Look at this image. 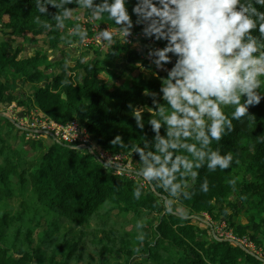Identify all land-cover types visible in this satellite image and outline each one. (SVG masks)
<instances>
[{
    "label": "trees",
    "instance_id": "obj_1",
    "mask_svg": "<svg viewBox=\"0 0 264 264\" xmlns=\"http://www.w3.org/2000/svg\"><path fill=\"white\" fill-rule=\"evenodd\" d=\"M134 3L130 0L128 4L130 14ZM68 7L72 8L71 14L86 10L75 4ZM48 12L49 16L41 15L32 0H0V32L24 40L29 35L56 37L60 27H56L51 15L60 14L61 9L49 6ZM37 16L53 27L44 29ZM132 19L135 21V15ZM133 29L142 31V26L134 25ZM146 40L141 39L137 47L144 49ZM23 44L13 50L0 48V106L14 103L24 114L38 110L61 124L79 120L97 148L131 159L135 178L117 174L86 149L49 136V145L26 138V130L0 115V264H79L88 242L99 248L96 253L106 261L105 254L118 257L107 264H264V256L247 245L211 236L209 241L200 238L201 228L188 218L203 213L213 218L220 215L235 238L252 242L264 251V99L249 107L252 117L234 120V130L219 144L213 142L212 147H220L222 154L233 153L231 167L215 172L206 166L199 169L200 175L190 189L191 198L177 202L186 212H165L163 197L167 193L162 189L145 188L139 200L133 197V189L141 179L135 175L139 157L111 141L120 135L130 146L139 144L141 135L151 139L154 133L147 124L149 113L143 114L146 124L141 131L129 105L153 107L152 98L145 96L144 90L159 92V78L166 74L149 77L138 71L124 80L119 74L108 81L101 78V72H110L106 66L111 67L115 60L131 69L142 54L143 50L118 39L113 52L106 46L103 51L95 49L96 56L91 61L79 59L72 67L58 63L62 66L58 73L49 69L61 59L49 60L38 48L30 56H20ZM18 81L30 83L33 90L15 93ZM259 91L264 93V84ZM232 110L229 107L225 111L230 116ZM13 128L17 132L12 138L19 140V148L1 137L3 130L10 133ZM204 179L209 183L206 193L200 191ZM233 179L234 185L229 183ZM10 199L18 202L17 210ZM240 206H245L249 214L246 223L234 220ZM119 212L147 217L145 227L138 230L135 223L125 230L110 224L111 214ZM155 213L157 220L152 222L148 216ZM37 215L48 223L41 231L37 229ZM16 221L19 227L7 233L6 228ZM92 221L95 228L85 230ZM61 228L65 232L61 233ZM140 231L144 233L143 240L137 239Z\"/></svg>",
    "mask_w": 264,
    "mask_h": 264
},
{
    "label": "clouds",
    "instance_id": "obj_2",
    "mask_svg": "<svg viewBox=\"0 0 264 264\" xmlns=\"http://www.w3.org/2000/svg\"><path fill=\"white\" fill-rule=\"evenodd\" d=\"M32 2L45 16L50 15L49 6L61 9L60 14L51 15L56 27L63 26L62 18L71 16L68 5L72 4L89 10L93 23L107 15L113 21L112 27L100 28L101 24L95 23L94 27L97 41L112 52L117 36L129 43L127 38L134 25L142 26L145 38L166 42L147 52L151 64L166 72V77H158L159 92L144 90L143 94L152 98L153 107L129 105L141 131L146 124L143 114L149 113L147 124L154 135L151 139L141 135L140 143L130 146L120 135L111 141L139 157L135 175L141 179L133 189L135 199H140L145 188L162 189L167 193L163 197L164 210L172 212L181 198H191L190 189L200 175L199 169L206 166L215 172L231 167L233 153L222 154L220 147L212 145L234 130V120L251 116L249 107L264 99L259 91L264 84V0H135L131 14L130 0ZM36 19L44 29L53 27L41 22L40 16ZM71 34L81 41L87 38V31L80 25ZM169 64L172 66L166 67ZM136 67L145 70L141 63ZM229 107L233 109L230 116L225 111ZM235 182L229 181L233 185ZM200 191H209L207 179L200 184ZM145 223L137 220L136 228L142 230ZM137 239H144L142 231Z\"/></svg>",
    "mask_w": 264,
    "mask_h": 264
},
{
    "label": "rangeland",
    "instance_id": "obj_3",
    "mask_svg": "<svg viewBox=\"0 0 264 264\" xmlns=\"http://www.w3.org/2000/svg\"><path fill=\"white\" fill-rule=\"evenodd\" d=\"M77 11L73 15L72 14L71 15L74 18H76L77 25H80L82 27L83 24L80 23V21H77V17H80L79 15L77 16V14H78ZM87 12H86L87 14H85L81 17H83L84 19L90 18L89 10ZM81 13H83V12H81ZM67 19H69V18H67ZM88 22H90V21H88ZM102 23H104V21H101V20L95 21V24H102ZM108 24L111 25L110 23H108ZM64 29L65 28H63L62 29L63 31L59 32V34H57L56 37L55 36L47 37L45 34H42L38 37H32L31 38V36L29 35L28 40H24L21 37H13L12 35L3 34L0 32V48H6L8 50L9 49L13 50L14 47H17L20 44L24 43L23 48L21 49V52H20V56H30L34 53L35 49L38 48V49L42 50L45 54H47L49 60L50 59L51 60L61 59L60 62L55 61V63H53L51 65V67L49 69V71L51 73L60 72L61 68H62L61 65H63V64H67L68 66L72 67V66H74V64H76V61L79 59H84L87 61L88 58H84L87 55H92L93 57L96 56V55H94L93 46L87 47V46L81 44V46H83V47H77V48H79L78 50L71 48V46H73V47L76 46L74 43H77L76 40L78 38L73 36L74 39H72L70 37V35L67 36L66 35L67 31H65ZM138 32H141L139 34H142V31H138ZM139 43H141V41L137 40L134 44L130 45L131 48L133 47V49L138 48V50H143V51H141L142 54H140V57L134 62V67L136 66L137 63H141L144 65L145 70H142V69L136 67L135 70L132 71V69L134 68L133 67L131 69H128L129 70L128 74H130L129 76L135 75L138 71H141V70H142L141 72H143L145 75H147L149 77H154L151 74V72H156L157 74L163 73V75L166 74V72H164V71L157 70L155 68V66L151 64L150 59L147 57L148 48H150V47H163L166 42L165 41H153V40L149 39V43L151 44V46L145 45L143 47L144 49H142L141 47H137V46H139ZM105 48H106V45L103 47H99V50L103 51ZM96 49H98V48H96ZM79 50H82L81 53H84V57L82 56L83 54H81L79 52ZM75 51L77 53H75ZM174 59L175 58H173V60ZM58 63H60L61 65ZM149 67L151 68V72L147 71V69ZM166 67L170 68L171 66L167 65ZM39 84H41V83H39ZM32 90H33V85H31L30 83L18 81L17 87L15 89V93L25 94V93L31 92ZM12 104H14V103H11V105H8V106H0V114H5V115L11 117L13 120L15 119L17 121V124L20 126V120L23 117H25L26 114H24V111H22V108H16L15 105H14L15 107H12L13 106ZM16 132L17 131H15L14 128L12 129V131H10V133L3 130L1 132V134H2L1 137L6 138L7 139L6 142L9 145L12 144L14 147L19 148L20 147L19 140H17V139L14 140L12 138V135L15 134ZM25 137L26 138H34L35 140L42 141L43 144H46V145H49L52 142L48 138V135L45 133L34 136V135L29 134V132H28L25 134ZM96 149H99V148H96ZM124 158L125 157H123L121 160H118V163H119L118 165L128 167L129 169H134V165H133L132 161H130L131 159L129 157H127L126 164H124L123 163ZM9 201L13 203L12 206L14 207V210H17L16 204L18 202H15L14 199H10ZM240 207H241V210L235 216L234 220L241 222V223H246L248 220L249 214L246 211V208H244L245 206L244 207L240 206ZM173 210L178 211L179 213H182V214L184 212H186V209L181 208L177 203L174 206ZM228 211H231V210L229 209ZM219 217H220V215H217L215 218H213L209 214L203 213V214H201V216L191 215L188 218L191 220L190 222L192 225L195 224L201 228L202 234H201V236L199 235L200 238H204L206 241H209L210 236H211V238L215 237V238H223L226 240H230V242L232 244L243 243V245H247L249 247V249L251 251H253L254 253H257L260 256H264V251H262L260 248H256L254 243L248 242L243 238H238V239L235 238L237 236L234 235V233L232 232V229L226 228L227 222H225L224 219H219ZM40 218L41 217L39 215H37L35 218L37 221H39V224H40L37 227L38 231H41V229H44L48 224L45 219H40ZM148 218H150L152 220V222H155L157 220V214L155 213L154 215H149ZM221 218H223V216ZM141 219L144 220V219H147V217L134 214L133 212H128V213L119 212L117 214H115V213L111 214L110 224H112V225L117 224V225H119L118 227H121V228H124L125 230H128V229L132 228V226L137 222V220H141ZM209 224L211 225V227L208 226ZM19 225H20V223L16 221L14 225L6 228L7 233L10 230H14V229L18 228ZM94 228H95L94 222L92 221L90 223V225L86 226L84 229L87 231H92ZM84 229L82 228V230H84ZM60 232L61 233L65 232V229L61 228ZM101 235L102 234L100 233L99 236H101ZM83 247H84V253H83L84 259L82 261H80L79 264H107L108 262L113 263L115 260H118V257L114 254H105V258L107 259V261H106L105 259H103L102 257H100L96 253V251L99 250V248L98 247L95 248V246H93L89 242L86 244V246L84 245Z\"/></svg>",
    "mask_w": 264,
    "mask_h": 264
},
{
    "label": "built area",
    "instance_id": "obj_4",
    "mask_svg": "<svg viewBox=\"0 0 264 264\" xmlns=\"http://www.w3.org/2000/svg\"><path fill=\"white\" fill-rule=\"evenodd\" d=\"M83 16V15H81ZM77 17V21L83 24V28L87 31V38L84 41L79 39L80 44L85 45L87 47H103L105 45L99 43L96 39L97 29L94 27V23L90 20V18ZM90 21V22H88ZM112 27L113 25H109L107 22H104L100 25V28L104 27ZM81 27V28H82ZM141 32H136L132 29V35L127 39L129 40V45L134 44L137 40L144 39L145 37ZM120 42L124 43L119 36L117 38ZM148 46L149 39L146 40ZM145 43V45H146ZM126 44V43H125ZM96 45V46H95ZM12 107H15L12 104ZM15 120V119H14ZM17 123V121L15 120ZM20 126L29 132L31 135L36 134H47L49 137L56 141H60L66 144L74 145L79 149H86L88 152L97 156V158L103 162L107 166H112L115 169V172L119 175H127L129 177L135 178L132 175L133 169H129L128 167L118 165V160H121L123 157V163L126 164L127 156L120 154H113L109 151L103 149H96L89 133L82 123L77 119H72L71 121L61 124L56 122L55 120L45 116L43 113H40L38 110H32L25 117L20 120ZM131 161V160H130ZM243 244V243H241Z\"/></svg>",
    "mask_w": 264,
    "mask_h": 264
},
{
    "label": "crops",
    "instance_id": "obj_5",
    "mask_svg": "<svg viewBox=\"0 0 264 264\" xmlns=\"http://www.w3.org/2000/svg\"><path fill=\"white\" fill-rule=\"evenodd\" d=\"M87 10V9H86ZM86 10H84V11H82L83 13H81V12H79L78 14H77V16L79 15V16H81V15H85V14H87L88 12V10L86 11ZM78 12V11H77ZM87 12V13H86ZM73 15V14H72ZM70 16V17H68L69 19H67V18H65V21H63V26L62 27H60V32H62L63 30V28H65L64 30L65 31H67V36L68 35H70V37L72 38V39H74L73 38V36H75V37H77L78 39L76 40V42L77 43H74L76 46L75 47H73V46H71V48H74L75 50L77 49H79V48H77V47H83V46H81V44H80V42H79V39H80V37L79 36H76V35H72L71 34V30L77 25V23H76V18H74L73 16ZM76 16V17H77ZM101 21H104V22H108V23H110L111 25H113V21L112 20H110L108 17H107V15H105L104 17H102L101 19H100ZM146 45L148 46V44L146 43ZM151 46V45H150ZM94 48V51H95V47H93ZM89 49V48H88ZM97 50V49H96ZM79 52L81 53L82 52V50H79ZM75 53H77L76 51H75ZM81 54H83L82 56L84 57V53H81ZM96 53L94 52V55H95ZM50 58V57H49ZM84 58H88L87 59V61H91V59L93 58V56L92 55H87L86 57H84ZM82 61H86V60H84V59H81ZM105 62H104V60H100V64L101 65H105L104 64ZM106 67H108L109 68V70H110V72H101V74H100V76H101V78H103L104 80H106V81H108V80H111V79H113L114 78V74H119L120 75V79L121 80H124V79H126L130 74H128V72H129V70L128 69H130L129 68V65H127L126 63H122V61H119V60H115L114 62H113V64H112V66L111 67H109V66H106ZM142 71V70H141ZM50 72V71H49ZM53 73H55V72H53ZM117 81V80H116ZM120 81V80H119Z\"/></svg>",
    "mask_w": 264,
    "mask_h": 264
},
{
    "label": "water",
    "instance_id": "obj_6",
    "mask_svg": "<svg viewBox=\"0 0 264 264\" xmlns=\"http://www.w3.org/2000/svg\"><path fill=\"white\" fill-rule=\"evenodd\" d=\"M0 115L9 118L13 123H15L17 126H19V125L15 122V120H13L11 117H9V116H7V115H5V114H0ZM19 127H20V126H19Z\"/></svg>",
    "mask_w": 264,
    "mask_h": 264
}]
</instances>
